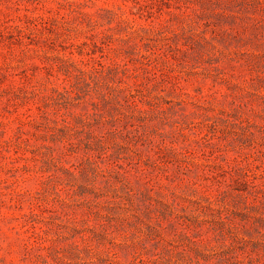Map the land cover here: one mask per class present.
<instances>
[{
	"label": "rangeland",
	"instance_id": "obj_1",
	"mask_svg": "<svg viewBox=\"0 0 264 264\" xmlns=\"http://www.w3.org/2000/svg\"><path fill=\"white\" fill-rule=\"evenodd\" d=\"M0 264H264V0H0Z\"/></svg>",
	"mask_w": 264,
	"mask_h": 264
}]
</instances>
